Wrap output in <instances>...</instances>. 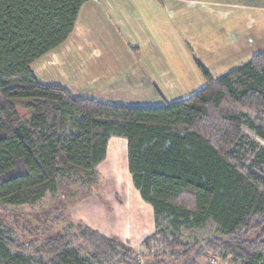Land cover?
Masks as SVG:
<instances>
[{
	"label": "trees",
	"instance_id": "16d2710c",
	"mask_svg": "<svg viewBox=\"0 0 264 264\" xmlns=\"http://www.w3.org/2000/svg\"><path fill=\"white\" fill-rule=\"evenodd\" d=\"M90 1L0 0V206L35 205L70 180L91 186L108 141L123 138L131 183L153 213L155 231L141 242L150 264H198L205 252L264 264V52L215 80L197 63L206 85L158 107L38 82L31 65L66 42ZM209 224L215 235L201 243L178 233ZM135 257L88 227L38 246L0 220V264H140Z\"/></svg>",
	"mask_w": 264,
	"mask_h": 264
},
{
	"label": "rangeland",
	"instance_id": "374dc122",
	"mask_svg": "<svg viewBox=\"0 0 264 264\" xmlns=\"http://www.w3.org/2000/svg\"><path fill=\"white\" fill-rule=\"evenodd\" d=\"M196 1L219 4L91 0L88 9L80 13L74 33L58 50L32 64L31 73L44 85L67 87L76 95L84 92L73 87L75 82L94 88L89 85L91 80L81 74L89 67L114 76L130 69L135 74L149 75L153 82L139 93L144 98L136 105L158 107L183 101L206 85L197 63L215 80L264 52V0ZM84 56L90 57L82 61ZM108 56L110 61H102ZM123 90L116 89L114 96L121 98ZM0 220L19 240L33 241L38 246L57 233L77 234L79 227H88L120 240L133 250L140 264L152 262L141 242L155 231L153 213L131 183L123 138L108 141L91 186L66 181L35 205L0 206ZM162 228L171 231L166 221H162ZM178 233L183 241L201 243L215 235V226L181 229ZM77 242L76 248L86 256L88 246ZM211 260L216 264H240L232 256L221 259L212 252H205L198 264H210Z\"/></svg>",
	"mask_w": 264,
	"mask_h": 264
},
{
	"label": "crops",
	"instance_id": "0c3cea01",
	"mask_svg": "<svg viewBox=\"0 0 264 264\" xmlns=\"http://www.w3.org/2000/svg\"><path fill=\"white\" fill-rule=\"evenodd\" d=\"M194 3H197L198 6H206V5L210 6L213 4H215V5L219 4L216 1L208 2V1H196V0H194ZM88 7L89 6L87 4L84 5V7L81 9L80 13H82V11L85 12V10H87ZM241 7H243V6H241ZM245 7L248 8L247 6H245ZM89 9L92 11L91 7ZM78 19H79V17H78ZM184 28H187L186 24H184ZM74 31H75V28H74ZM74 31L72 32V34L74 33ZM235 39H237V38H235ZM58 49H59V47L56 48L55 50H58ZM55 50H53V51H55ZM84 57H86V58H84L82 61H86V59L89 58L90 56H84ZM89 60L94 61V60H98V58H91ZM102 61H110V56H108L107 58H103ZM81 74L85 78H87V80H91L89 82V85L94 86V88L90 89V87L89 88L85 87L84 84H81V83L77 84L75 82L73 84L75 86H73V87L77 88V89L80 88L84 92L83 94H76V95L82 96V97H87V98H90V99H93V100H96L99 102H103L106 104H111V105L121 104V105H126V106H131V107H141L140 105L135 104V103L139 102V100L141 98L142 99L144 98L143 95H141L139 93H142L145 87L150 88V86H152V84H153L152 79L149 75H145L144 73H141V72L139 74H135V72H133V71L130 72V69L123 71V75H122L121 71H119V73L116 76H114V75L109 74L108 72L103 73L99 70L96 71V70L91 69V67H89V68L85 69V71L81 72ZM95 88H96V90H94ZM120 88L124 89L123 91H125V95L122 96L121 98L114 96L116 89L119 90ZM139 96H140V98H139ZM126 102L127 103L131 102V103H129L131 105L127 104Z\"/></svg>",
	"mask_w": 264,
	"mask_h": 264
},
{
	"label": "built area",
	"instance_id": "2783aa9c",
	"mask_svg": "<svg viewBox=\"0 0 264 264\" xmlns=\"http://www.w3.org/2000/svg\"><path fill=\"white\" fill-rule=\"evenodd\" d=\"M210 264H216V262L214 260H211Z\"/></svg>",
	"mask_w": 264,
	"mask_h": 264
}]
</instances>
